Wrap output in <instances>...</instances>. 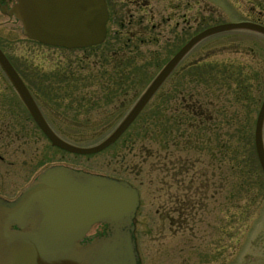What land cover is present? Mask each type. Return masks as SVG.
<instances>
[{
	"label": "rangeland",
	"instance_id": "374dc122",
	"mask_svg": "<svg viewBox=\"0 0 264 264\" xmlns=\"http://www.w3.org/2000/svg\"><path fill=\"white\" fill-rule=\"evenodd\" d=\"M188 17V38L218 23L251 20L264 24V0H188ZM8 26L9 30L0 27V40L25 80L34 85L43 73L53 81L62 50L26 37L18 20ZM95 52L98 49L91 53ZM185 58L184 84L179 76L169 78L166 82L171 79L172 83L163 84L114 143L92 154H75L53 146L13 89L10 147L0 146V196L15 198L52 164L123 178L139 190L134 224L144 264L154 262V257H158V264L165 260L180 264L183 258L200 263L198 252H211L215 246L224 252L220 257H231L228 264H264V214L259 212L257 218L258 202L248 208L246 195L249 180L251 188H261L254 126L264 96V34L247 29L218 32L196 43ZM89 69V76H98L94 66ZM157 70L151 69L149 75ZM145 85L138 86L137 95L131 96V91L129 99L120 96L99 106L95 105L97 97L89 94V89L91 93L98 91L92 83L78 84L76 90L51 84L48 89L55 97L49 103L43 98L38 101L61 138L89 146L115 128ZM169 85L177 93L163 100ZM181 87L185 88L186 111L180 109ZM70 90L91 98L93 106L88 111L100 122L96 129L76 122L85 116L74 115L80 107L71 102H82L83 95L54 99L57 93L61 96ZM202 101L211 119L206 117L200 124L195 113ZM47 104H51L48 110ZM212 124L214 130H207L206 125L211 128ZM174 220L183 221V225L171 223ZM98 229L94 224L88 235Z\"/></svg>",
	"mask_w": 264,
	"mask_h": 264
},
{
	"label": "water",
	"instance_id": "95a60500",
	"mask_svg": "<svg viewBox=\"0 0 264 264\" xmlns=\"http://www.w3.org/2000/svg\"><path fill=\"white\" fill-rule=\"evenodd\" d=\"M2 11L13 15L22 33L43 44L85 47L100 43L107 17L104 0H15ZM247 29L264 34L251 20L207 26L192 35L99 142L79 146L61 138L48 124L22 78L0 49V64L30 116L50 143L75 154H92L114 143L149 101L180 58L202 39L222 31ZM264 97L254 127V146L264 172ZM139 190L130 181L66 164H52L13 199L0 196V264H139L134 218ZM102 234L87 239L94 224Z\"/></svg>",
	"mask_w": 264,
	"mask_h": 264
},
{
	"label": "flooded vegetation",
	"instance_id": "af4514ba",
	"mask_svg": "<svg viewBox=\"0 0 264 264\" xmlns=\"http://www.w3.org/2000/svg\"><path fill=\"white\" fill-rule=\"evenodd\" d=\"M104 1L106 4L107 17L105 21V35L100 43L85 47L72 48L41 43V45H44L45 47H52L60 51L62 50L63 57H61V61L58 62V69L55 70L54 73L55 76L53 79H51L54 82L50 81V78L47 75L41 73L38 78V82L33 83L34 85L28 83L22 76V73L19 71V69L12 62L10 53L6 50L2 44V41L0 40V49L22 78L40 110L41 108L38 101L40 98H43L46 103H49L51 102L50 98L55 97L54 93H50L48 89L51 87V84L58 85V89L76 90V88L79 87L78 84L80 87H83L92 83L95 85V88H97L98 91L91 93L92 90L89 89L90 97L91 95L97 97L98 102L95 105L103 106V101L110 102L113 98H119L120 96H122V98L129 99L134 93L136 94L135 90L138 89V86L145 83L146 85L142 89V92L137 96V100L150 84V82L155 78L161 68L188 40V0ZM14 2L15 0H0L1 28H7V30H9L10 27L8 25L11 23V21H17L13 15L1 10L2 6L9 8ZM96 49H98V52L92 54L91 52ZM187 54L188 52L180 58L172 71L161 82L149 101L139 112L138 116L142 113L147 104L159 92L163 84L169 78L175 79L179 76L178 78L181 80V84H184L182 77L186 73L185 69L188 66L185 58ZM103 65H105L104 69ZM90 66H94L95 69L99 71L98 76L88 75ZM108 67H110L109 71L106 70ZM153 68H158V70L153 74V76L150 74L152 76L151 77L149 73L152 72L150 70ZM169 81L166 83H172L173 80H171V82ZM13 89L18 100L23 104L25 111H27L23 101L15 90L10 77L6 74L4 68L0 64V146L3 145L4 148L10 147L12 123L11 101ZM71 90L61 92V96L60 93H57L59 95L54 99L69 98L72 95L81 97L83 95L82 102H71L72 104L80 107L78 108L77 113L74 115L85 116L84 120H76V122H82L78 123V125H90L91 127L89 128L96 129V126H98L100 122L98 121V118H92L90 111H88L93 106L91 104V98H86L83 93L78 96L82 91L80 92ZM164 90L163 100L171 99V97L177 93L176 88L172 89L170 85ZM131 91L132 94L130 96L129 94ZM179 93L181 95L180 99L183 101V106L180 104V109L186 111L187 105L185 88L181 87L179 89ZM45 94L48 97L45 96ZM122 101L119 103V105L122 104ZM49 105L51 104H47V110L49 109ZM199 105V122L200 124H203L206 117L210 115L207 113V109L205 108L206 104L203 101L199 103ZM41 112L45 117V114L42 110ZM208 119L211 118L208 117ZM208 125H206L207 130H214V124L211 125V128ZM261 173L262 176L259 183L261 188L259 190L251 188V180H249L246 189L248 208L251 207V204H253L255 201L258 202L257 205L259 209L257 218H259V212L264 214V172L262 171V168ZM257 195L259 196L258 198L256 197ZM256 219L251 220L255 221ZM184 222L186 221L184 220ZM171 223L180 226L183 225V221L181 220H174ZM97 226L99 229L93 234L88 235L87 239L105 232L106 225L99 223ZM261 232L264 234L263 227ZM134 237L137 248V237L135 230ZM213 239L214 238H211V240ZM211 243L216 244L215 242ZM247 243L250 244V241ZM231 253L232 252H230V255ZM198 254L202 256V261H200V263L190 262V260L186 262L185 260L187 259L183 258L181 259L180 264H212L211 262L214 261H216V264H228L231 260V257H223L224 252L219 251V246H215L211 252L203 251L198 252ZM221 255H223V258L220 257ZM138 257V263L144 264L139 251ZM157 258L158 257H154L152 259L154 262L151 264H158L156 263ZM166 262H168V260H165L164 264H167Z\"/></svg>",
	"mask_w": 264,
	"mask_h": 264
},
{
	"label": "trees",
	"instance_id": "16d2710c",
	"mask_svg": "<svg viewBox=\"0 0 264 264\" xmlns=\"http://www.w3.org/2000/svg\"><path fill=\"white\" fill-rule=\"evenodd\" d=\"M34 41H35V40H34ZM187 112H188V111H187ZM28 114H29V113H28ZM29 115H30V114H29ZM192 115H193V114H192ZM196 115H198V112H197V113H195V116H196Z\"/></svg>",
	"mask_w": 264,
	"mask_h": 264
}]
</instances>
